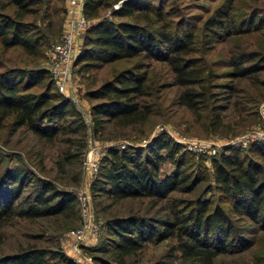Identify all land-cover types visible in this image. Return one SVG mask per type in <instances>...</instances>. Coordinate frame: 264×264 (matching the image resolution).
Segmentation results:
<instances>
[{
    "label": "trees",
    "instance_id": "1",
    "mask_svg": "<svg viewBox=\"0 0 264 264\" xmlns=\"http://www.w3.org/2000/svg\"><path fill=\"white\" fill-rule=\"evenodd\" d=\"M118 1L85 0L84 14L90 22L82 34L77 59L79 71L84 73L138 59L99 84L94 79L87 90L92 130L102 139L125 137L127 129L137 127L144 135L143 126L156 111L148 100L156 92L149 70L152 61L170 66L175 84L184 88L177 101L199 111V104L213 94L211 82L217 77L205 58L197 56L203 51L198 47L199 36H205L206 42L201 44L208 45L223 34L230 37L264 26V18L254 11L239 22L233 20L238 11L236 0H222L203 26L192 30L182 25L183 20L168 18L175 10L165 8L167 0H122L114 8ZM106 9L111 10L110 15L103 16ZM66 15L65 0H0V45L4 50L18 47L28 55H38L42 47L63 34ZM228 65L231 68L224 77L245 79L264 71V55L248 64L233 58ZM222 86L230 87L232 93L238 91V84L224 82ZM201 123L225 133L221 114ZM8 125L12 131L24 129L46 142H62L60 167L74 160L82 163L90 125L75 101L58 89L49 68L0 70V128ZM257 144L259 149L252 147V152L226 146L211 158L210 166L202 154L185 148L167 133L157 134L143 146H109L90 182L94 201L100 196L112 199L105 207L109 216L101 224L107 236L98 247L105 256L95 258L97 264H133L132 258L147 245L168 239L174 240V249L189 264H216L228 251L248 249L252 238L245 236L239 221L250 219L264 231V141ZM167 159L175 166L163 172L161 164ZM75 179L82 182V168ZM177 191L196 194L187 199L172 197ZM213 191L214 196H207ZM143 198L173 202L162 217L132 208L122 211L126 200ZM19 219H49L59 230L83 224L74 190L36 175L26 165H3L0 159V249L5 243L4 229ZM57 257L67 259L61 251L37 245H20L13 252L0 250V264H54L51 259Z\"/></svg>",
    "mask_w": 264,
    "mask_h": 264
},
{
    "label": "rangeland",
    "instance_id": "2",
    "mask_svg": "<svg viewBox=\"0 0 264 264\" xmlns=\"http://www.w3.org/2000/svg\"><path fill=\"white\" fill-rule=\"evenodd\" d=\"M83 1L85 3V0ZM121 2L122 0L118 1L113 7L116 8V5ZM235 2L238 11H236L233 20L239 22L242 17L251 15V11L264 18V0H236ZM221 3L222 0H167L165 8L170 12L175 10V13L168 18L174 22L183 20L182 25L189 26L192 30L193 27H202L206 18ZM110 11V9L103 10V16L110 15ZM66 20L67 15L64 31ZM89 22L88 20V24ZM86 28L87 26L79 34L80 45H82V34ZM60 35L52 39L49 46L42 47L38 55H28L18 47L4 50L0 45V70L9 67L35 68L40 66L50 69L53 60V45L61 39L63 34ZM199 37H202L201 41H205V36L200 35ZM201 41L198 47H201L203 51H199L200 54L197 56L205 58L206 66L214 71L217 77L211 82L213 94L208 97L207 101H202L199 104V111L190 110L177 101V95L184 88L175 84L170 66L165 62L152 61L149 64L152 65L149 70L154 79L156 92L154 97L148 100L153 102L156 111L149 123L143 126L144 135L139 133L141 129L137 127V129H127L128 134L125 137L112 139L96 137L92 130L91 103L86 95L87 90L93 86L94 79H97L96 82L99 84L101 81L111 78L115 72L132 66L138 59L108 64L97 73L96 71L84 73L79 71L77 57L69 85L70 96L65 95L75 101L90 125L88 144L82 156V163L79 164L74 160L60 167L58 154L61 149L65 148L62 142H46L24 129L17 132L12 131L8 125L0 128V159L3 160V165H26L36 175L52 179L60 187H68L77 194H83L87 188L90 189L91 179L99 169L101 159L109 146H143L159 133H167L178 142H181L179 138L201 141L202 148L192 151L198 155L202 154L204 162L208 166L211 165V158L219 156L223 148L229 145L242 148L243 152H252L250 151L252 147L258 150L260 145L257 143L264 141V71L257 72L245 79L224 77V72L230 70L228 62H231L233 58L248 64L255 62L260 55H264V26L230 37L223 34L220 39L214 40L208 45L201 44ZM205 49L206 51H204ZM254 54L260 55L253 56ZM224 82L229 85L238 84V91L232 93L230 87L222 86ZM217 114H221L225 119L226 125L223 128L225 133L207 128L201 123L202 120H209ZM182 144L188 148L187 143L182 142ZM195 160L197 162L198 156L195 157ZM174 166V163L169 159L161 164L163 172H170ZM81 168L83 169V180L79 184L75 177ZM205 186V184L202 185L201 190ZM30 190L31 187L25 189L24 195L28 194ZM88 193L92 202V215L94 220L99 222L100 230L97 234L92 231L88 232L83 244L76 246V235L74 234L76 228L59 230V227L56 228L49 219L37 221L19 219L4 229L5 243L3 249L0 250L13 252L20 245H37L65 254L67 259L61 257L51 259L54 264H86L87 260H90L91 264H97L96 259L105 256L98 247L107 236L105 227L102 228L101 224H105V219L109 216V208L105 207L112 199L100 196L94 201L90 190ZM195 194L177 191L173 193L172 197L187 199L192 198ZM214 195V191L207 193V196ZM172 202L170 199L158 203L146 198L128 199L123 204L122 211L127 212L132 208L141 214L162 217L167 212L166 206H171ZM80 206L82 208V202ZM83 224L77 228L83 227ZM239 224L244 227L245 236L252 238V245L241 252L232 250L222 254L217 258L216 264H264V231H259L257 225L250 219L239 221ZM173 244L175 242L171 239L158 244L150 243L141 253L132 258L133 264H151L156 261L161 264H189L180 257Z\"/></svg>",
    "mask_w": 264,
    "mask_h": 264
},
{
    "label": "built area",
    "instance_id": "3",
    "mask_svg": "<svg viewBox=\"0 0 264 264\" xmlns=\"http://www.w3.org/2000/svg\"><path fill=\"white\" fill-rule=\"evenodd\" d=\"M66 4V29L61 39L53 45V60L50 67L52 76L58 86V89L70 96L69 85L72 80V72L74 62L76 61L81 50L79 34L82 29L88 25V20L83 11V0H65ZM121 4V3H120ZM116 5V8L120 6ZM181 143H187V147L191 150L202 148L201 141L188 140L179 138ZM90 189L87 188L83 194L78 193L80 203L82 202V211L84 217V224L81 228H76L74 234L76 235V246L84 243L87 233L92 231L97 234L100 230V224L93 218L91 211V198L88 193ZM86 264H91L87 260Z\"/></svg>",
    "mask_w": 264,
    "mask_h": 264
}]
</instances>
